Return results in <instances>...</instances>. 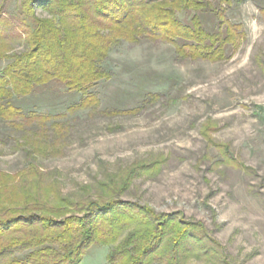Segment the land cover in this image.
<instances>
[{
	"label": "rangeland",
	"instance_id": "1",
	"mask_svg": "<svg viewBox=\"0 0 264 264\" xmlns=\"http://www.w3.org/2000/svg\"><path fill=\"white\" fill-rule=\"evenodd\" d=\"M17 4L6 0V13ZM213 4L245 34L222 61L181 58L161 40L121 41L100 63L109 78L88 90L99 101L94 109L69 110L84 95L57 81L13 95L23 113L50 120L17 130L0 119V171L33 161L61 182L63 194L79 195L84 185L94 192L106 174L158 161L116 198L203 223L228 264H264V0ZM201 18L208 31L220 21L213 10ZM7 62L0 59V70ZM109 249L91 246L80 264H108ZM186 264L219 263L204 256Z\"/></svg>",
	"mask_w": 264,
	"mask_h": 264
},
{
	"label": "trees",
	"instance_id": "2",
	"mask_svg": "<svg viewBox=\"0 0 264 264\" xmlns=\"http://www.w3.org/2000/svg\"><path fill=\"white\" fill-rule=\"evenodd\" d=\"M228 1L18 0L8 15L3 0L0 59L8 62L0 70V119L17 130L34 122L43 126L49 116L26 115L10 98L49 81L84 95L69 107L72 112L94 109L99 101L88 90L109 78L100 63L121 41L161 40L171 43L177 56L191 60L228 58V45L236 50L245 35L213 9V3ZM210 10L220 19L212 31L201 18ZM179 13L191 16L183 21ZM17 44L24 45L21 52L13 51ZM153 165L106 174L94 192L84 185L79 195L63 194L61 182L33 161L15 173L0 171V264H80L93 245L110 246L108 264H186L204 256L228 264L203 223L182 219L181 212L156 213L149 205L116 198L137 176L157 170L159 162Z\"/></svg>",
	"mask_w": 264,
	"mask_h": 264
}]
</instances>
